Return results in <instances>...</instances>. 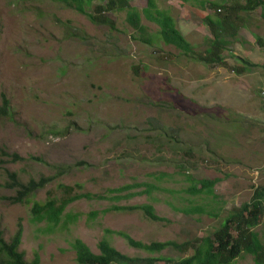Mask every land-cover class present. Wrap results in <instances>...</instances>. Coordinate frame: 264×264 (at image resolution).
Masks as SVG:
<instances>
[{
  "label": "rangeland",
  "instance_id": "rangeland-1",
  "mask_svg": "<svg viewBox=\"0 0 264 264\" xmlns=\"http://www.w3.org/2000/svg\"><path fill=\"white\" fill-rule=\"evenodd\" d=\"M127 1L141 12L149 0ZM201 1L235 4L154 0L192 46L185 55L166 46L160 28L143 16L147 31L140 34L126 11L109 13L113 31L57 0H0V104L6 95L13 108L11 116L0 117V224L7 242L23 225L26 261L38 253L40 264H77L70 246L75 239L95 254L106 239L129 257H189L192 248L150 255L105 230L146 244L196 245L264 185V48L258 43L264 21L258 9L239 13L245 23L222 54L223 64L203 65L199 57L212 38L203 18L217 15L197 8ZM108 2L94 0L87 10ZM9 173L24 185L56 178L28 202L12 204ZM187 175L219 178L216 197L185 192ZM133 183L157 188L151 195L113 198L143 190L111 191ZM64 186L71 188L68 196L91 197L67 205L55 232L42 233L46 224L31 222L32 207L63 197ZM143 204L167 221H153L140 210L103 212ZM194 208L203 211L185 212ZM92 212L98 214L92 218ZM254 232L264 245V218ZM234 264L254 260L244 255Z\"/></svg>",
  "mask_w": 264,
  "mask_h": 264
},
{
  "label": "trees",
  "instance_id": "trees-1",
  "mask_svg": "<svg viewBox=\"0 0 264 264\" xmlns=\"http://www.w3.org/2000/svg\"><path fill=\"white\" fill-rule=\"evenodd\" d=\"M68 8L74 9L86 17L95 25L108 26L115 31L116 26L106 16L109 13H116L126 11L128 24L138 33L144 34L147 29L142 26L141 17L143 16L147 21L157 25L160 28V36L163 43L168 47H174L180 53L190 55L193 52L192 46L185 39L182 33L177 29L176 23L172 17L166 12L158 9L154 0L148 1V6L141 12L132 8L127 0H109L106 6H97L93 13H89L87 9L93 7L94 0H57ZM187 4L190 0H175ZM235 4L229 6L224 3H208L205 1L199 2L197 8L204 10L206 7L213 9L216 17L204 16V22L210 29L211 39L208 42V47L203 55L199 57L203 65L219 66L223 64L224 59L222 54L227 50L231 41L236 39L238 31L244 25V19L239 16V13H250L259 10V16L264 21V0H232ZM193 7V6H191ZM195 8V7H193ZM195 8V9H197ZM258 43L264 48V39L259 38ZM243 62H245L242 59ZM242 69H239L240 73ZM11 100L6 95L3 97V102L0 104V117L11 116L13 108ZM58 134V135H62ZM18 160V156H14ZM14 159V160H15ZM62 174L58 171L56 176ZM56 176L42 177L39 181L31 179V181L24 185L18 178L16 173H9L8 187L15 191V195L8 197L12 204H20L24 200L29 201V197L35 193L38 188H43L47 182L52 181ZM187 181L190 183L185 192L191 195H208L216 197L215 186L220 183L219 178L214 179H196L193 176L187 175ZM61 186V185H60ZM80 188V185H76ZM62 188V187H60ZM140 189L142 191L128 193L122 196L113 197L115 200L123 198H132L135 196L148 194L157 188L152 184L147 183H133L124 185L120 188L111 190L112 193L127 192L131 189ZM64 195L61 198L50 197L45 203L35 202L31 211V222L34 224L45 223L46 227L41 229L42 233H53L58 228L62 221L63 213L67 205L79 199H90L88 194L67 195L71 188L64 186L62 192ZM102 199L101 197H98ZM143 211L144 214L153 221H167L160 217L155 208L149 204L133 205V206H116L113 205L104 213L109 211L124 212V211ZM201 208H194L185 210L186 213H200ZM98 212L90 213L93 218ZM66 219H75L76 216L69 217L65 215ZM264 218V185L257 186L253 192L251 200L243 203L240 207L233 210V212L224 220L221 227L214 233V235L207 236L201 239L198 244L192 241L184 242L177 245L175 242H152L149 244L141 241H136L124 232H115L112 230H105L109 234H118L124 237L129 246L142 250L150 255L160 254L165 249L175 247L181 251H188L194 249V254L189 257L181 258L179 260L170 257H129L116 248L110 242L103 239L99 243L100 254H95L88 246L75 239L71 243V248L75 253V262L77 264H156L162 261L165 264H234L238 259L244 255L251 256L254 264H264V245L260 239L259 233L254 232ZM19 230L11 242H7L3 237V231L0 224V264H40V256L38 253L32 261L28 262L25 255L20 251L22 244L23 225L19 224Z\"/></svg>",
  "mask_w": 264,
  "mask_h": 264
},
{
  "label": "built area",
  "instance_id": "built-area-1",
  "mask_svg": "<svg viewBox=\"0 0 264 264\" xmlns=\"http://www.w3.org/2000/svg\"><path fill=\"white\" fill-rule=\"evenodd\" d=\"M261 99H262V109H263V114H264V91L261 93Z\"/></svg>",
  "mask_w": 264,
  "mask_h": 264
}]
</instances>
